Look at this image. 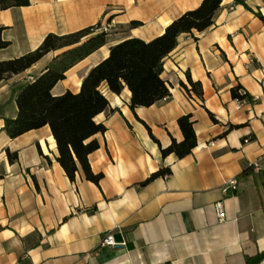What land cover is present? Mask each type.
Returning <instances> with one entry per match:
<instances>
[{"label":"crops","instance_id":"crops-1","mask_svg":"<svg viewBox=\"0 0 264 264\" xmlns=\"http://www.w3.org/2000/svg\"><path fill=\"white\" fill-rule=\"evenodd\" d=\"M202 2L30 0L0 11L10 43L0 62L35 51L50 34L107 26V44L52 90L78 94L112 47L156 39ZM246 4L223 0L210 29L178 38L162 75L169 98L132 110L128 87L115 94L101 86L109 108L96 121L106 132L95 136L100 148L89 156L93 173L103 175L99 184L80 166L75 181L68 178L49 126L15 139L3 131L5 119L18 116L20 89L63 51L0 83V264H248L264 253V0ZM133 22L141 26L130 28ZM188 75L202 84L203 100L184 88L191 89ZM237 86L255 102L235 100ZM184 115L195 123L197 146L183 159L164 158L161 149L184 139ZM6 150L18 161L9 162ZM164 168L172 174L141 185ZM232 179L237 189L224 192ZM219 202L224 221L215 213ZM107 234L115 246L101 247Z\"/></svg>","mask_w":264,"mask_h":264},{"label":"trees","instance_id":"trees-1","mask_svg":"<svg viewBox=\"0 0 264 264\" xmlns=\"http://www.w3.org/2000/svg\"><path fill=\"white\" fill-rule=\"evenodd\" d=\"M222 2L223 0H203L199 8L179 17L161 36L150 42L134 38L115 45L111 48L109 57L89 72L78 94L68 91L64 95L54 96L52 90L66 78L65 74L70 69L107 44L110 31H105L101 24L63 36L50 34L35 51L0 62L1 83L31 69L48 54L63 51L39 76L31 78L20 89L16 101L18 116L15 119H5L3 131L11 139H15L32 130L49 126L59 151L57 161L68 178L74 182L80 166L88 181L99 184L103 175L93 173L89 156L100 148L95 136L106 132V127L96 121L109 108L101 86L106 84L115 94H121L128 87L132 94V110L151 107L169 98V88L162 78L165 59L176 49L178 38L182 34L203 33L210 29L215 24ZM235 2L249 9L246 0ZM30 4V0H0V11L28 7ZM139 26L141 24L137 22L130 24V28ZM9 46L10 43L3 39L0 29V50ZM187 79L191 89L183 86L188 94L193 93L203 100L202 84L193 82L190 75ZM232 97L241 103L255 102L242 86L232 89ZM194 124L191 115L178 119L184 139L180 143L174 139L168 148L161 149L162 157L175 155L178 159H183L192 154L197 146ZM233 128L236 127L230 126L229 130ZM6 153L9 162L18 161L16 152L6 150ZM171 174L170 168L161 169L141 185ZM263 261L264 253L247 259L248 264H261Z\"/></svg>","mask_w":264,"mask_h":264},{"label":"built area","instance_id":"built-area-1","mask_svg":"<svg viewBox=\"0 0 264 264\" xmlns=\"http://www.w3.org/2000/svg\"><path fill=\"white\" fill-rule=\"evenodd\" d=\"M104 29L105 31H109V28L107 26H104ZM240 104H242L240 102ZM250 142V139H246L244 140V143H249ZM254 166L256 168L259 167V165L256 163L254 164ZM236 190L237 189V182H236V179H232L230 180L223 188V191L224 192H227L228 190ZM215 213H216V216L217 218L220 220V221H224L225 220V209H224V203L223 202H219L215 205ZM107 246H115V242H114V239H113V236L111 234H107L104 236L103 240H102V244H101V247H107Z\"/></svg>","mask_w":264,"mask_h":264},{"label":"rangeland","instance_id":"rangeland-1","mask_svg":"<svg viewBox=\"0 0 264 264\" xmlns=\"http://www.w3.org/2000/svg\"><path fill=\"white\" fill-rule=\"evenodd\" d=\"M261 264H264V262H263V263H261Z\"/></svg>","mask_w":264,"mask_h":264}]
</instances>
